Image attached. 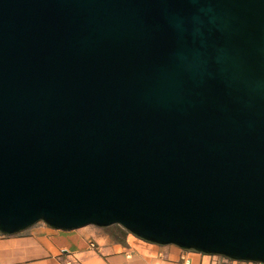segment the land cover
I'll list each match as a JSON object with an SVG mask.
<instances>
[{"label": "water", "instance_id": "95a60500", "mask_svg": "<svg viewBox=\"0 0 264 264\" xmlns=\"http://www.w3.org/2000/svg\"><path fill=\"white\" fill-rule=\"evenodd\" d=\"M41 221L264 264V0H0V233Z\"/></svg>", "mask_w": 264, "mask_h": 264}, {"label": "crops", "instance_id": "0c3cea01", "mask_svg": "<svg viewBox=\"0 0 264 264\" xmlns=\"http://www.w3.org/2000/svg\"><path fill=\"white\" fill-rule=\"evenodd\" d=\"M106 228L61 230L41 221L17 234L0 233V264H182V249L176 245L112 238ZM192 256V264H261L196 252Z\"/></svg>", "mask_w": 264, "mask_h": 264}, {"label": "rangeland", "instance_id": "374dc122", "mask_svg": "<svg viewBox=\"0 0 264 264\" xmlns=\"http://www.w3.org/2000/svg\"><path fill=\"white\" fill-rule=\"evenodd\" d=\"M121 229H123V227L121 225L120 226L112 225V226H109L106 228V230L108 231V234H110V236L112 238L123 239L125 241H126V239H130V241L133 243H142V244L145 243L144 240L138 238L137 236H135L134 234H132L130 232L128 235H125V237H124V233ZM220 257H222V256H220Z\"/></svg>", "mask_w": 264, "mask_h": 264}, {"label": "built area", "instance_id": "2783aa9c", "mask_svg": "<svg viewBox=\"0 0 264 264\" xmlns=\"http://www.w3.org/2000/svg\"><path fill=\"white\" fill-rule=\"evenodd\" d=\"M92 246H94V244H92ZM194 253L195 252H191V251H187V250L182 249V253H181V257H180V260L179 261L182 264H192L193 263V256L192 255ZM261 264H263V263H261Z\"/></svg>", "mask_w": 264, "mask_h": 264}, {"label": "trees", "instance_id": "16d2710c", "mask_svg": "<svg viewBox=\"0 0 264 264\" xmlns=\"http://www.w3.org/2000/svg\"><path fill=\"white\" fill-rule=\"evenodd\" d=\"M114 225H116V226H120V225H118V224H114ZM112 226V225H111ZM121 228V227H120ZM122 231H123V233H124V237H125V235H128L129 234V232L126 230V229H121ZM123 240V239H122Z\"/></svg>", "mask_w": 264, "mask_h": 264}]
</instances>
